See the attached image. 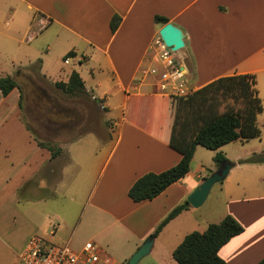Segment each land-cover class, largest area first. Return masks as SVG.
<instances>
[{"label": "crops", "instance_id": "1", "mask_svg": "<svg viewBox=\"0 0 264 264\" xmlns=\"http://www.w3.org/2000/svg\"><path fill=\"white\" fill-rule=\"evenodd\" d=\"M116 14L121 22L113 32L110 22ZM156 15L168 18L185 34V46L176 56L187 70L189 94L223 76H255L263 104L257 118L261 136L238 139L220 148L228 159L237 161L241 171L221 182L226 212L201 226V232L210 223L233 215L245 230L219 254L226 264H257L264 257V193L247 181L254 182L255 175L264 174V162L240 161L264 150V0H0V31L4 34L0 42L13 50L15 67L38 63L41 74L54 83L67 82L77 70L87 93L95 101L99 99L104 115H110L107 120L115 135L108 132L102 137L95 131L87 132L82 135L85 139L76 138L80 143L73 146L76 153L66 148L74 139L62 146V155L52 158L51 151L38 144L22 120L20 89L16 87L8 95L0 91V202H19L21 192L31 187L59 193L58 189H65L70 167L76 166L72 174L76 191L72 184L67 192L79 195L80 200V194L87 193L88 198L80 220L72 224V230L70 224L67 236L59 238L81 250L87 241L96 242V218L108 215L106 246L114 254L102 252L96 264H127L169 212L218 168L214 150L210 151V162L194 165L198 146L187 175L161 194L141 202L128 194L138 177L164 171L182 157L174 143L185 118L181 102L160 93L153 76L147 73L155 64L153 41L165 25L156 22ZM70 51L75 54L66 59ZM65 154L69 161L63 163ZM105 154L96 186V156ZM259 178L264 179V175ZM234 180H239L235 186ZM53 191L43 199L52 197ZM197 210L190 205L155 237L150 254L157 264H164L163 252L169 256L168 264H176L170 257L179 242L169 245L161 239L162 234L172 226L168 233L176 239ZM65 224H59L52 235L57 236ZM86 228H91L92 236L77 248L74 234Z\"/></svg>", "mask_w": 264, "mask_h": 264}, {"label": "rangeland", "instance_id": "2", "mask_svg": "<svg viewBox=\"0 0 264 264\" xmlns=\"http://www.w3.org/2000/svg\"><path fill=\"white\" fill-rule=\"evenodd\" d=\"M0 38H4L2 29L0 31ZM12 56L13 50L5 48L2 42H0V77L12 76L14 71L16 74V71L20 70V74H16L14 79L19 87L22 88L24 95L23 106L21 108L22 120L39 142L51 146L53 149L60 148L62 150L60 155H62V146L65 143L87 132L95 131L96 135L102 137L107 136L109 132L112 137H115L113 134L114 130L110 127L111 121L107 120L110 118V115L107 113L104 115L102 105L98 104L100 102L98 98L95 101L89 94H68L41 74L38 63L16 68ZM66 68L68 70L69 66H66ZM99 95L100 93L96 88V96ZM225 105L234 106L235 108L242 106L241 103H236L231 99L225 101L223 106ZM81 139L85 138L82 136ZM78 141L76 139V141L68 143L66 148L71 150L73 146L80 145ZM210 151L200 146L195 156L194 165L201 162H210ZM74 152L76 153V151ZM63 157V163L69 161L66 154ZM105 159L106 154L96 156V186L99 183L100 177L98 175ZM234 160L232 158L228 159V162L232 163V168L227 177L221 182L226 183L229 178L241 171L238 169L237 161ZM75 167H70V172H68L65 179V189H58L59 193H55V189L54 191L50 189L45 190L42 186L35 189L31 187L29 191L23 190L21 192L19 202L6 205H2L0 202V264H20L19 253L22 251L25 242L33 234L43 235L58 244L65 242L59 237L67 236L73 228L72 224H76L80 220L84 203L88 198L87 193L80 194L82 196L80 200L79 195L67 192V190H70L72 184H74L73 189L76 191L75 182L72 181V174L76 170ZM242 175L245 178L247 177L245 170H242ZM260 175L264 174H257L255 175L254 182L251 180L247 182L249 186H254L255 184L259 188V193H264V179L259 178ZM238 181L234 180V186ZM221 182L213 185L208 197L193 215L192 221L181 227L175 235L176 239L170 237L168 233L169 229H172V226L162 234L161 239L169 245L174 244L176 241L180 244L187 233L194 230L201 231L203 230L201 226H204L207 222L221 218L220 216L226 212L224 198L221 199L223 195L220 190ZM240 184L243 186L244 182L241 180ZM52 191L54 194L52 197L43 199V195L50 194ZM248 195L252 194L248 193ZM71 197H74V199L72 200ZM64 223H66V228L58 230L57 236H53L52 232L57 230L59 224L63 225ZM45 226L49 228L47 232H45ZM91 232V228L75 232L74 239L77 248H80L83 242L89 240L92 236ZM108 238V215L102 216L99 219L96 218V243L107 256L114 254L109 253L110 250L112 251V248H107L106 246ZM71 245L75 247L72 242ZM168 258L169 256L163 252L162 261H164V264H168ZM170 259L175 262L173 257H170ZM138 264H157V262L153 254L149 253Z\"/></svg>", "mask_w": 264, "mask_h": 264}, {"label": "trees", "instance_id": "3", "mask_svg": "<svg viewBox=\"0 0 264 264\" xmlns=\"http://www.w3.org/2000/svg\"><path fill=\"white\" fill-rule=\"evenodd\" d=\"M155 20L165 24L169 21L161 15H156ZM120 22V15L112 17L110 26L113 32L118 29ZM74 54V51L68 52L66 59ZM55 85L71 95L88 94L84 80L77 70L72 71L67 82L57 81ZM16 87L21 92L22 108L24 98L22 88L10 75L0 77V91L4 95H8ZM168 97L181 102L185 117L174 141L181 150L182 157L177 164L164 171L147 172L138 177L128 191L130 198L135 202L151 200L171 184L185 177L190 171L198 146L216 151L214 162L219 167L220 163L228 161L226 155L220 151L221 147L238 139L261 136L257 118L263 111V104L256 87L255 76L252 74L223 76L187 96ZM230 99L241 103L242 106L235 108L225 105V110L221 111V106ZM37 142L41 147L51 151L52 158L62 153L60 148L53 149L38 140ZM263 162L264 150L240 161V163ZM189 207L190 203L187 200L174 207L154 231L155 237L170 220ZM244 230V226L231 214H227L220 222L210 223L202 232L194 230L186 234L183 241L174 249L173 257L176 264H226L219 254L220 249ZM257 264H264V257Z\"/></svg>", "mask_w": 264, "mask_h": 264}, {"label": "built area", "instance_id": "4", "mask_svg": "<svg viewBox=\"0 0 264 264\" xmlns=\"http://www.w3.org/2000/svg\"><path fill=\"white\" fill-rule=\"evenodd\" d=\"M155 64L147 73L153 76L157 90L168 96H187L191 91L187 70L178 60L175 50L166 45L158 34L153 41ZM102 249L95 241H87L81 250L70 243L58 244L47 238L32 235L19 254L20 264H96Z\"/></svg>", "mask_w": 264, "mask_h": 264}, {"label": "water", "instance_id": "5", "mask_svg": "<svg viewBox=\"0 0 264 264\" xmlns=\"http://www.w3.org/2000/svg\"><path fill=\"white\" fill-rule=\"evenodd\" d=\"M159 35L173 50L179 51L185 46V34L183 30L171 22H167L160 30ZM232 163L224 161L219 167L207 176L204 181L196 187L187 197V201L195 208L200 207L208 197L214 184L223 181L230 169ZM155 235H150L146 241L131 255L127 264H138L139 261L150 253L154 244Z\"/></svg>", "mask_w": 264, "mask_h": 264}]
</instances>
